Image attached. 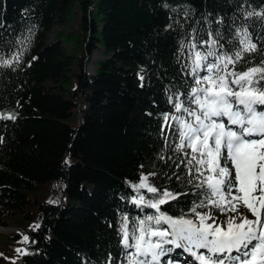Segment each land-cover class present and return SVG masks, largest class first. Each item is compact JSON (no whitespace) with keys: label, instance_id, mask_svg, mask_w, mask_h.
Listing matches in <instances>:
<instances>
[{"label":"trees","instance_id":"trees-1","mask_svg":"<svg viewBox=\"0 0 264 264\" xmlns=\"http://www.w3.org/2000/svg\"><path fill=\"white\" fill-rule=\"evenodd\" d=\"M75 8L77 33L49 42ZM247 12L264 13V0H0V58L13 59L0 66V113L16 117L0 120V226L26 232L30 253L5 233L0 264H108L110 255L122 264L121 216L155 214L131 203L145 171L159 188L188 193L162 211L188 212L194 189L176 179L185 168L161 135L162 115L174 111L169 90L192 84L180 41L193 28L206 38L209 27L227 40L248 25L264 49V20ZM97 51L106 57L92 61Z\"/></svg>","mask_w":264,"mask_h":264},{"label":"snow or ice","instance_id":"snow-or-ice-1","mask_svg":"<svg viewBox=\"0 0 264 264\" xmlns=\"http://www.w3.org/2000/svg\"><path fill=\"white\" fill-rule=\"evenodd\" d=\"M253 15L264 20V13H245L246 18ZM179 53L190 61L183 68L192 84L184 93L169 90L174 111L162 115L161 135L165 147L181 157L174 161L176 168H185L183 178L176 179L191 185L196 199L187 213L170 215L162 206L188 193L158 188L149 182L155 172L141 173L139 182L131 184L137 193L131 203L155 214L121 216L122 264H160L173 251L169 245L186 251L197 264H264V59L253 62L251 55L264 56V49H258L248 25H242L227 40L211 27L206 38L193 28L180 41ZM12 63L0 58V66ZM15 119L0 113V120ZM23 239L29 241L28 236ZM108 264H115L111 255Z\"/></svg>","mask_w":264,"mask_h":264},{"label":"rangeland","instance_id":"rangeland-1","mask_svg":"<svg viewBox=\"0 0 264 264\" xmlns=\"http://www.w3.org/2000/svg\"><path fill=\"white\" fill-rule=\"evenodd\" d=\"M74 11H75V15L73 16V18L72 19H70L68 22H65V23H58V24H56L55 26H54V28H53V30L49 33V35H48V41L50 42L51 40H54L58 35H60V34H70V33H72V32H76L77 33V31H78V26H79V22H80V19H81V16H82V14H81V11L80 10H78V8H75L74 9ZM69 48L71 47V44L69 43L68 45H67ZM106 57V55L104 54V52L103 51H97L96 53H95V55L93 56V59H92V61H96L97 59H103V58H105ZM94 69H95V67L93 66V64H92V62H90L89 63V65H88V71H90V72H93L94 71ZM147 166H145V168H146ZM149 172H147V171H145L144 172V174H148ZM149 182L151 183V184H153L154 186H156V187H158L157 186V184H156V182L152 179V177L150 176L149 177ZM159 188V187H158ZM43 201L44 202H46L44 199H43ZM242 212H245V213H247V210L246 209H244V208H241L240 209ZM249 216H250V213H247ZM251 218H253L254 219V217H251ZM221 219H223V217L221 218ZM38 222H39V220L38 219H36V220H34V224H38ZM10 227H12V226H10ZM165 227H167L166 225H165ZM0 232H2V233H4V234H1L2 236H0V239H11L9 236H7L6 234H8V235H10V236H12L14 233L15 234H19L20 235V237H17L16 239L18 240V244H17V246H15L14 247V250L16 251L17 249H22V250H26L27 251V245H28V242H24V236H28V235H26V233H19L18 231H12V232H8L7 230H4V229H0ZM6 233V234H5ZM166 247H173V251L172 252H170V253H167L166 255H164V256H162L161 257V259H160V264H164L163 262H165L164 260H165V256H167V257H169V256H172V253L174 252V253H176V252H183V249H176V248H174V246H171V245H169V246H166ZM180 250V251H179ZM17 252V251H16ZM185 252V255L184 256H187V253H186V251H184ZM18 253V252H17ZM19 254V253H18ZM184 258V257H183ZM169 259L167 260V262L165 263V264H169Z\"/></svg>","mask_w":264,"mask_h":264},{"label":"bare ground","instance_id":"bare-ground-1","mask_svg":"<svg viewBox=\"0 0 264 264\" xmlns=\"http://www.w3.org/2000/svg\"><path fill=\"white\" fill-rule=\"evenodd\" d=\"M0 229H4V230H7L8 232H12V231H18L19 233H26L22 230H20L19 228H16V227H10L8 225H4V226H0ZM27 235V234H26ZM20 236V235H19Z\"/></svg>","mask_w":264,"mask_h":264}]
</instances>
